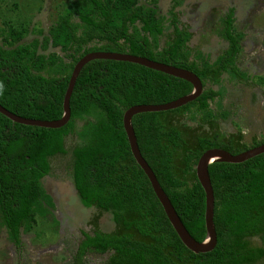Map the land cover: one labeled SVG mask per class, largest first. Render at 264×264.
Wrapping results in <instances>:
<instances>
[{
  "label": "trees",
  "instance_id": "1",
  "mask_svg": "<svg viewBox=\"0 0 264 264\" xmlns=\"http://www.w3.org/2000/svg\"><path fill=\"white\" fill-rule=\"evenodd\" d=\"M65 1L43 39L22 42L27 30L10 25L2 30L0 104L23 118L61 119L75 65L98 51L129 53L194 72L204 84L196 101L173 111L138 114L133 125L142 155L186 228L196 240H205L206 195L196 174L200 157L214 148L238 155L264 144V133L249 143L241 129L229 135L220 127L231 116L222 104L225 76L246 86L264 85L263 76L251 77L239 67L246 35L236 27V9L229 8L218 33L227 48L211 61L194 56L189 46L194 35L177 11L185 0H173L166 15L159 13L157 0ZM50 48L62 55L47 53ZM192 91L191 83L141 65L94 60L78 77L65 127L26 126L0 113V227L9 241L20 251L22 234L32 232L38 220L57 223L43 180L52 172V159L69 154L67 138L77 135L71 177L80 202L111 214L115 227L102 230L96 217L93 229L81 232L71 264H86L92 253L108 255L104 264H264V245L254 244L255 239L264 243V154L209 167L218 245L205 254L182 243L133 157L125 112ZM78 121L85 123L78 128Z\"/></svg>",
  "mask_w": 264,
  "mask_h": 264
},
{
  "label": "rangeland",
  "instance_id": "2",
  "mask_svg": "<svg viewBox=\"0 0 264 264\" xmlns=\"http://www.w3.org/2000/svg\"><path fill=\"white\" fill-rule=\"evenodd\" d=\"M141 1L146 4L154 0ZM173 2L157 0L159 13L166 15ZM66 3L65 0H0V41L2 30L9 25L27 30L22 42L28 43L36 37L43 39ZM231 7L236 9L238 31L246 35L239 67L251 77H264V0H185L177 11L181 22L194 35L189 46L194 56L201 54L211 61L222 55L227 43L218 33L222 18ZM48 52L62 55L58 48H50ZM222 85L225 90L222 104L231 116L229 120L221 121V130L231 135L241 129L245 141L251 143L254 137L264 133V85L246 86L227 76ZM84 123L78 121V128ZM79 143L77 135L67 138L69 154L53 158L52 172L43 180L55 203L54 216L58 224L51 219L38 220L32 232L22 234L20 251L9 241L7 231L0 227V264H71L81 232H90L96 217H100L102 230L111 231L115 227L111 214L87 209L80 202L71 177L72 151ZM254 244L264 245L258 239ZM107 258L108 255L88 254L86 264H104Z\"/></svg>",
  "mask_w": 264,
  "mask_h": 264
},
{
  "label": "water",
  "instance_id": "3",
  "mask_svg": "<svg viewBox=\"0 0 264 264\" xmlns=\"http://www.w3.org/2000/svg\"><path fill=\"white\" fill-rule=\"evenodd\" d=\"M94 60H113L120 62H128L144 66L146 68L159 71L170 76L185 80L193 85V91L177 100L166 104L159 105H136L128 109L124 114L123 125L127 134L129 144L134 159L140 168L148 177L151 186L161 203L171 225L175 229L182 243L195 254L210 253L215 250L218 245V233L216 230L214 217H215V192L211 181L209 167L215 163H229L241 164L259 155L264 154V144L255 148H251L241 154L234 155L231 152L214 148L206 151L199 159L196 166L197 178L206 195V210H205V223L207 234L205 240H196L186 228L181 217L172 204L169 196L162 188L155 172L146 161L140 146L133 125V117L142 113H159L168 112L182 108L194 101H196L204 92V84L201 78L192 71L179 68L173 65L157 62L145 57L136 56L129 53H116L107 51L92 52L81 58L75 65L72 76L66 91L63 102V116L59 120L44 121L36 119H28L20 117L0 104V113L12 120L26 126L41 127L48 129H60L65 127L72 118L71 98L78 80V77L83 68Z\"/></svg>",
  "mask_w": 264,
  "mask_h": 264
},
{
  "label": "clouds",
  "instance_id": "4",
  "mask_svg": "<svg viewBox=\"0 0 264 264\" xmlns=\"http://www.w3.org/2000/svg\"><path fill=\"white\" fill-rule=\"evenodd\" d=\"M3 90V84H0V92Z\"/></svg>",
  "mask_w": 264,
  "mask_h": 264
},
{
  "label": "flooded vegetation",
  "instance_id": "5",
  "mask_svg": "<svg viewBox=\"0 0 264 264\" xmlns=\"http://www.w3.org/2000/svg\"><path fill=\"white\" fill-rule=\"evenodd\" d=\"M48 176H49V175H48ZM48 176H46V177H48ZM46 177H45V178H46ZM45 178H44V179H45ZM81 238H82V236H81ZM80 240H81V239H80ZM79 243H80V241H79ZM79 243H78V245H79ZM78 245H77V246H78Z\"/></svg>",
  "mask_w": 264,
  "mask_h": 264
}]
</instances>
